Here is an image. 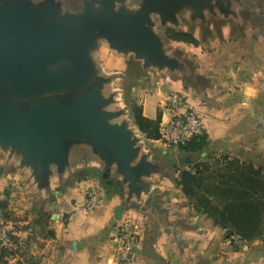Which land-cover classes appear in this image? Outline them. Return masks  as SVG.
<instances>
[{
    "label": "water",
    "instance_id": "1",
    "mask_svg": "<svg viewBox=\"0 0 264 264\" xmlns=\"http://www.w3.org/2000/svg\"><path fill=\"white\" fill-rule=\"evenodd\" d=\"M68 1L73 7L65 0H0V152L30 173L39 194H50L52 179L62 182L76 164L94 161L101 179L111 185L116 177L125 203H143L145 225L157 228L171 209L154 186L159 178L175 181L178 165L191 160L152 158L121 106L124 73L108 71L97 56L107 49L132 58L143 73L195 81L167 52L154 18L177 26L185 11L201 19L216 10L235 15L234 0H139L137 7L129 5L135 0ZM115 218H122L119 206Z\"/></svg>",
    "mask_w": 264,
    "mask_h": 264
},
{
    "label": "crops",
    "instance_id": "2",
    "mask_svg": "<svg viewBox=\"0 0 264 264\" xmlns=\"http://www.w3.org/2000/svg\"><path fill=\"white\" fill-rule=\"evenodd\" d=\"M257 45L251 46V55H229L231 50L240 52L237 44L224 45V55H216L219 50L198 55L199 74L210 81L207 89L196 85L190 90L167 75L163 78L153 71L142 73L154 88L153 95L147 94L142 100L144 116L155 120L160 115L161 121H169L171 113L163 101L175 92H182L187 104L194 105L197 98L204 97L200 107L207 115L204 131L214 151L264 170V46L256 54ZM234 58L240 64L234 69L226 67L227 61ZM219 62L225 63L221 66ZM201 89L203 95L199 94ZM142 136L146 151L156 160L147 142L154 147L165 146ZM0 165L5 170L0 176V200L6 199L5 192L9 193L8 211L13 218L10 228L19 240V249L8 264L19 260L28 264H116V208L121 207L122 216L131 210L144 223L143 203L133 201L127 205L125 189L117 179L112 178L113 186L108 189L94 161L76 164L62 182L52 179L50 194H39L30 173L18 169L17 162L1 152ZM154 187L166 193L162 207L171 211L167 217H159L157 228L144 223L133 257L125 264H264V241L231 244L223 239V229L194 212L175 181L159 178ZM90 188L100 191L102 203L97 210L82 214L79 210Z\"/></svg>",
    "mask_w": 264,
    "mask_h": 264
},
{
    "label": "rangeland",
    "instance_id": "3",
    "mask_svg": "<svg viewBox=\"0 0 264 264\" xmlns=\"http://www.w3.org/2000/svg\"><path fill=\"white\" fill-rule=\"evenodd\" d=\"M65 1L73 7V5H71L73 3L68 0ZM138 4L139 0H135L129 3L131 7H137ZM77 8L79 7L77 6ZM232 10L234 11L235 15L229 14L225 16L218 10H216L215 14L206 12L204 19L197 17L193 18L190 12L185 11L179 14V24L177 26L173 24H167L163 26L160 24L158 17L154 18L157 23L155 30L164 39L167 52L175 55L181 61H183L189 71H191L192 75L196 78L195 81H190L188 78L181 74L174 75V78L182 83V87L183 85H186L188 89L193 90L195 89V87H198L196 85H201L200 87L205 89H207V86H209V79H206L204 76L199 74L200 65L198 55H204V52L210 53L212 50H219L220 52L217 51L216 55H224L227 54V49L224 47V45L230 44H237L240 47V52L236 53L235 51L231 50L229 55H251L249 50L253 44H258L256 54L258 52L261 53V50H263L264 0H234L232 2ZM168 30L177 33H190L196 39L198 45L194 46L192 44L184 42L172 41L168 38ZM118 58L119 57H117L107 49H105L102 54L97 56L98 61L101 64H104L107 67L105 68L108 71L109 69L111 71H117L119 69H122L125 79L118 82L117 88L122 90V96L120 95L122 98L121 106L127 109V118L131 120L133 124L134 122L132 119V106L136 105L137 107L142 108L141 103L144 99V96H146L147 94L153 95L154 88L145 79V76L142 74L143 72L139 63L133 61L132 58H121L120 60ZM239 59L242 60L240 57ZM224 63L225 62H219V64H222L221 66H223ZM239 64L240 61L234 58L227 61L226 67H229L231 65V69H234V67ZM154 73L153 75H155ZM169 74L170 73L165 72L164 74L160 75L164 76L163 78H165L166 75L168 78H173V76ZM202 91L203 90L201 89L199 93L200 95H203L201 93ZM172 94H169L168 97L163 101L165 109H168V98ZM179 94L181 98L179 108L182 110L191 109L194 113L200 116L202 122H207L206 113H203L200 109V107L203 106L202 104L205 103L204 99H202L204 97L197 98L198 102L195 101V104L193 105L190 103L187 104L182 92H180ZM190 96H192V94ZM192 98L193 97H190L188 99L193 100ZM139 134L142 136L141 133ZM209 140L210 139L208 138V146L206 147L205 152H203L205 153V156H203L202 153L200 157H197V159L200 158V161L212 162L213 158L221 155L214 151V147L210 146L211 142ZM147 143L149 145L148 149L153 152V156L157 161L165 160L166 162L170 161L178 164L180 159L185 158V156L177 150L178 145H169L165 147L158 145L157 147H154L149 141ZM161 144L163 143L161 142ZM164 151H168V153L166 155H163ZM163 158H166L167 160ZM178 167L180 169H189L187 165H178ZM174 177H177V173H174ZM112 178L116 180V177L113 176ZM205 217L209 219L207 216ZM222 237L223 239H228L224 230ZM228 240H230L231 244L234 245H236L235 241H238L242 244H246L245 242L240 241L236 238L234 240Z\"/></svg>",
    "mask_w": 264,
    "mask_h": 264
},
{
    "label": "trees",
    "instance_id": "4",
    "mask_svg": "<svg viewBox=\"0 0 264 264\" xmlns=\"http://www.w3.org/2000/svg\"><path fill=\"white\" fill-rule=\"evenodd\" d=\"M168 38L172 41L198 45L190 33H177L168 30ZM132 119L139 131L148 140L161 139V116L157 119H148L143 109L132 106ZM208 134L204 133L191 142L179 144L177 150L185 157L190 158L189 169L177 167L175 184L181 189L189 205L199 215L211 219L215 226L226 232L227 238H235L252 244L264 241V170L254 164L242 161L228 154H221L209 161H200V157L208 146ZM5 170L0 165V176ZM106 184V181H103ZM107 185V184H106ZM113 184L108 185L111 189ZM6 199L0 200L1 218L11 221L12 213L8 211L9 193L5 192ZM17 245L14 252L1 250L0 264H8L5 256L16 255L19 249V240L11 236ZM16 264H28L17 261Z\"/></svg>",
    "mask_w": 264,
    "mask_h": 264
},
{
    "label": "built area",
    "instance_id": "5",
    "mask_svg": "<svg viewBox=\"0 0 264 264\" xmlns=\"http://www.w3.org/2000/svg\"><path fill=\"white\" fill-rule=\"evenodd\" d=\"M180 94L173 93L169 98L168 110L171 119L167 122L161 121V141L164 146L179 145L191 142L204 133V125L200 116L191 109L182 110L180 106ZM182 110V111H181ZM102 203V195L97 188L86 191L85 201L80 208L82 214H88L97 210ZM144 223L138 219L131 210L126 211L121 220L114 227V251L116 264H125L133 257V252L144 233ZM14 233L10 228V222L1 218L0 213V255L1 250L14 252L17 249L12 239ZM12 256H5L10 260Z\"/></svg>",
    "mask_w": 264,
    "mask_h": 264
}]
</instances>
